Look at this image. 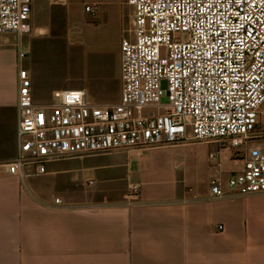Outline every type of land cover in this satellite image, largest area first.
<instances>
[{
	"label": "built area",
	"instance_id": "built-area-1",
	"mask_svg": "<svg viewBox=\"0 0 264 264\" xmlns=\"http://www.w3.org/2000/svg\"><path fill=\"white\" fill-rule=\"evenodd\" d=\"M34 1L0 0V35H17L19 60L26 56L21 39L32 30ZM126 2L133 28L121 40L120 100L64 88L36 101L30 71L20 64L17 153L0 168L24 179L46 173L54 160L190 139L217 143L208 155L212 197L263 193L264 0ZM98 10L85 5L87 13ZM154 108L161 111L146 112ZM225 148L234 150L241 168L222 170ZM140 192L131 183L127 202H137Z\"/></svg>",
	"mask_w": 264,
	"mask_h": 264
},
{
	"label": "crops",
	"instance_id": "crops-1",
	"mask_svg": "<svg viewBox=\"0 0 264 264\" xmlns=\"http://www.w3.org/2000/svg\"><path fill=\"white\" fill-rule=\"evenodd\" d=\"M11 54L12 70L0 62V164L17 153L16 45ZM216 148L187 139L75 155L24 179L0 168V264H264V192L212 197ZM221 162L242 167L230 148ZM131 183L141 192L129 204Z\"/></svg>",
	"mask_w": 264,
	"mask_h": 264
},
{
	"label": "rangeland",
	"instance_id": "rangeland-1",
	"mask_svg": "<svg viewBox=\"0 0 264 264\" xmlns=\"http://www.w3.org/2000/svg\"><path fill=\"white\" fill-rule=\"evenodd\" d=\"M87 3L98 4V12H85ZM132 28V6L126 0H35L32 30L21 39L26 56L18 57L16 71L20 64L30 71L36 101H47L58 89L86 88L99 101L117 102L121 40ZM17 43L14 33L0 35V62L7 71L12 70L11 49ZM152 111L161 109L146 110ZM259 129L264 132V113Z\"/></svg>",
	"mask_w": 264,
	"mask_h": 264
}]
</instances>
